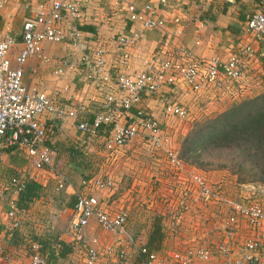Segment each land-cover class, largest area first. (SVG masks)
<instances>
[{
	"label": "crops",
	"instance_id": "crops-1",
	"mask_svg": "<svg viewBox=\"0 0 264 264\" xmlns=\"http://www.w3.org/2000/svg\"><path fill=\"white\" fill-rule=\"evenodd\" d=\"M125 1H134L138 5L151 3L157 7L158 17L162 18V24L143 30L131 40L127 47L128 62L124 69L128 73L142 70L147 64L160 59L176 57L182 52H188L205 64L211 57L221 60L227 58L243 44L251 43L255 49L256 58L249 65L247 81L241 85L224 83L219 88L191 90L180 83L172 90L164 88L142 96L138 105L159 121L169 147L174 148L165 132L178 130L168 125L166 118L169 116L161 115V106L165 102L173 100L184 105L188 115L183 119L193 120L204 114L220 112L225 105L240 97L264 90V34L259 42H255L245 32L243 25L244 12L264 10V0H164L162 4L158 0ZM117 5L118 0H89L79 8L78 18L66 16L63 22L65 36L61 42H44L40 55L29 57L22 66V84L25 90L45 94L50 100L65 105L66 110L61 118L51 114L44 116V143L53 152L52 163L40 169L34 168L32 164H18L17 177L23 183L30 180L37 182L39 189L37 196L26 208L19 209L21 225L11 236L4 230L7 222L5 209L8 199L15 202L17 193L9 189L0 195V260H8L10 264H23L29 255V243L38 241L46 264H84L87 247H94L102 252L95 264H110V261H115L112 255L116 252L118 264H143L142 256L133 248L126 244L116 246L111 233L108 234L112 239L104 240L101 235L104 231L98 232L96 228L99 226L94 220L88 222L78 238L69 239L62 235L75 199L72 193L81 188L82 178L91 175L110 178L112 183L108 188L93 189L90 193L97 195L102 207L110 213L125 210L126 228L129 232L134 230L141 219L134 208L136 199L146 194L149 196L153 177L163 186L158 208H155L158 214L149 216L142 229L147 238L142 243L134 239L136 244L150 249L162 248L165 245L163 233H167L165 229L172 225H180L178 237H174V241L170 240L177 249L186 247L188 243L211 246L210 242L218 237L223 219L218 221L215 213L218 212L220 216L225 214L223 210L230 205L232 191L225 186L221 187L220 193L223 194L219 196L225 207L215 213L210 207L222 206L216 198L205 204L194 202L186 211L181 212L177 208L180 196H176V189L179 188L181 193L182 180L187 175L186 170L192 168L191 165L184 164L183 169L177 171L173 178L176 171H172V167L163 162L164 150L151 148L154 153L150 160L151 166H144L149 155L143 137L124 145L116 152L114 160L109 162L104 158L99 137L77 128V122L84 119L86 114L98 111V105L107 91V88L98 86L86 77L88 69L79 61L80 55L88 53L93 47L101 46L105 49V60L110 66V72L115 73L119 69L114 67L117 62L114 37L124 35L132 38L136 33L135 26L124 19ZM24 15L21 0H7L0 6V41L6 34L13 38L11 54H15L21 47L20 26ZM73 28L80 32L79 46L76 48L71 46ZM127 114L129 113L118 119L119 124L124 123ZM59 178L63 179V184L56 191ZM124 182L126 188L123 186ZM3 184L6 182L1 180L0 175V187ZM157 195L152 191L150 197L154 199ZM167 211L172 214L167 215ZM188 213L192 217L184 222ZM170 218L174 224L167 223ZM203 219H206L205 223ZM171 229L174 231L173 227ZM153 230L159 233V239L152 243L150 237ZM186 232L190 235H186ZM108 246L111 249L106 251ZM190 264L227 263L223 258L215 256L208 261L194 260Z\"/></svg>",
	"mask_w": 264,
	"mask_h": 264
},
{
	"label": "built area",
	"instance_id": "built-area-1",
	"mask_svg": "<svg viewBox=\"0 0 264 264\" xmlns=\"http://www.w3.org/2000/svg\"><path fill=\"white\" fill-rule=\"evenodd\" d=\"M5 1L0 0V6ZM88 1L21 0L25 11L20 26L21 47L15 54H11L13 38L6 34L0 41V155L5 149L15 146L25 151L36 169L52 163L53 152L44 143V116L51 114L61 118L66 106L50 100L40 92L26 91L22 84V66L29 57L40 55L44 42H61L65 36L63 22L66 16L78 18L79 8ZM158 2L162 4L164 0ZM117 6L124 19L135 26L136 33L132 38L124 35L114 37L117 57L114 67L119 69L115 73L110 72V66L105 60V49L101 46L80 55L79 61L88 69L86 77L98 86L107 88V91L98 105V111L93 114L92 122L87 123L81 119L77 122V128L99 137L104 158L109 162L114 160L116 152L124 145L143 137L152 149L164 150L172 171H176L174 178L184 164L177 150L168 146L159 121L138 105L142 96L164 88L172 90L180 83L191 90L219 88L224 83L241 85L247 81L249 65L256 58L255 49L251 43L243 44L227 58L221 60L211 57L205 64L188 52H182L176 57L163 58L147 64L142 70L128 73L124 69L131 40L143 30L162 24V18L158 17L157 7L148 2L138 5L134 1L118 0ZM243 21L245 32L252 36L253 41L259 42L264 34V10L244 12ZM71 39V46L78 47L79 30L72 29ZM160 112L162 116L179 119L187 118L188 115L186 107L173 100L165 102ZM125 113L129 114L124 123L119 124L118 119ZM186 174L185 180H182L181 200L178 201L181 212L186 211L194 202H210L215 194L199 172L189 168ZM111 183L108 176L91 175L81 179V188L75 192L73 206L62 230L64 237L78 238L88 222L94 220L100 228L114 236L116 246L126 244L141 255L143 264H190L194 260L208 261L215 256L223 258L227 264H264V204L257 201L234 203L232 210L220 223V232L213 247L196 244L159 257L145 245L136 244L126 228L125 210L110 213L102 207L98 196L90 193L93 189L108 188ZM8 184L14 193L23 188V180L17 176H12ZM62 184L63 179L59 178L55 190L60 189ZM2 193L0 187V195ZM5 217L7 222L4 230L11 236L21 225L20 210L13 199L6 202ZM29 248L30 253L23 264H46L38 241L30 242ZM110 249L109 246L105 248L106 251ZM84 255V264H95L102 252L87 247ZM0 264L10 263L8 260H0Z\"/></svg>",
	"mask_w": 264,
	"mask_h": 264
},
{
	"label": "rangeland",
	"instance_id": "rangeland-1",
	"mask_svg": "<svg viewBox=\"0 0 264 264\" xmlns=\"http://www.w3.org/2000/svg\"><path fill=\"white\" fill-rule=\"evenodd\" d=\"M254 93L257 94L256 92H254ZM254 93H252L251 95H245L243 97H240L238 100H241L243 98L250 97V96L252 97V96H254L253 95ZM234 102H236V101H234ZM228 105H225L222 110H224ZM214 113L211 112L208 114H204L202 116L195 117L193 120L179 119V118H175L172 116H170L169 118H166L168 125H171V127L174 128V130H178V131H173V132L171 131V132H165V133L167 134V136L170 137L171 144L174 146V148L177 149L179 156H180L181 139L191 129L192 125L198 121L205 119V118L211 117L212 115H214ZM98 143H100V142H98ZM146 145H147V151H148L149 158L147 157V159H146L147 164H144V166H151L150 160L153 157L154 153H152L153 150H151V147L147 143H146ZM208 151L209 152H207V153L206 152L201 153L199 157H193V155H189L185 158V160L181 156L180 157L182 160V164L191 165L194 170H196L197 172H199L201 175L204 176L205 180H207V182L209 184V187L211 189H213V192L215 193L214 198H216V201L218 200L220 202V204H222V206L221 205H219V206L213 205L212 207H210V209L214 213H215V211H219L221 208L225 207L224 206L225 203H222V201H220L219 195L223 194V193H220V190L222 189L221 187L225 186V188H227L229 191L233 192L231 194L232 196L229 198L230 199V202H229L230 205H228L223 210V212L225 214H223V215L221 214L222 216H220L218 214V212L215 213V216H216V218H218V221H221V219H224V216L226 214H228L229 211L232 210L231 206L234 203L248 204L252 201H257L261 204H264V187H254L255 186L254 184H251L248 182L240 183V186H237V179H236V175L234 172V167L230 161V159L232 158V153H233L232 151L230 152L229 150H226V149H217V150H208ZM162 156H163V159H162L163 162H165L166 164H169L167 162L166 157H165V153H163ZM194 160H199L200 164L193 163V162H195ZM18 164H29V165L31 164L30 158H28L26 156V153L23 151V149L15 147V148H9L8 150L5 149L2 152V157L0 158V168H1L0 169V175H1V180H4V182H6V184H3L1 187L3 189V192L9 191V184H8L9 181L8 180L12 176H17V174H18L17 168L19 166ZM158 174L160 175V173H158ZM182 176H183V174H182ZM234 182H236V184ZM125 183L126 182H124L123 186H125V188H126ZM150 188L151 189L149 190V196H147V194L144 197L139 196V198L136 199L137 203L134 206V208L137 209L136 212H138L139 217H141V219H139L137 226L134 227V230L132 229V231H131L132 233L130 232V234H132L133 238L136 239L139 243H142V241L145 242V240L147 238L146 232L142 229H144V226L147 224V222H148L147 218L149 216L151 217V216H153L152 214H156V213L158 214V212L156 211L157 209H155V208H158L159 199L161 197L160 194L163 191V186H160L159 181L155 177H153V179L151 181ZM152 191H155V193L158 194L157 197H155L154 199H152L150 197L152 194ZM179 191H180L179 188L176 189V196H178V194L180 196ZM233 194H235V195H233ZM72 196H75V192L72 193ZM148 198H149V200H148ZM179 200H181V197H179V199L177 201H179ZM162 203H164V202H162ZM190 205H192V204H190ZM167 207L168 206H166V208ZM177 208L179 209V207H177ZM171 214H172V212L169 213L167 211V215H171ZM191 217H192V215H190L188 213V216L184 220V222L188 219L190 220ZM203 220L205 223L206 219H203ZM167 223L168 224L173 223V219L170 218ZM179 226L180 225H172V226H169L167 229H165V231H168L169 234H168V232L163 233L162 237L163 238L165 237L164 238L165 239V245L162 248H160V249L159 248H155V249L151 248L158 256H163V255L167 254L168 252L170 253L173 250L177 249L173 245V243L170 242V240L174 241L175 240L174 237H178ZM211 226H212V224H211ZM172 227L174 228L175 232L171 229ZM136 228H138V229H136ZM96 229L98 230L99 233L102 230L105 232V230L100 228V227H97ZM104 232H102V234H101L103 236L104 240H106V241L111 240L112 238L108 234L110 232H107V233H104ZM187 232H186V235L189 236L190 233L187 234ZM216 240H217V238L214 239L212 242H210L212 247L214 246V243L216 242ZM102 242H104V241H102ZM200 244H203V243H200ZM190 246H196V244L188 243L186 245V247H190ZM116 253H113V255H112V258H114L115 261H110V264H116V262L118 264V261L116 259H119V257H117Z\"/></svg>",
	"mask_w": 264,
	"mask_h": 264
},
{
	"label": "trees",
	"instance_id": "trees-1",
	"mask_svg": "<svg viewBox=\"0 0 264 264\" xmlns=\"http://www.w3.org/2000/svg\"><path fill=\"white\" fill-rule=\"evenodd\" d=\"M93 114H86L84 120L91 123ZM217 149L233 152L230 161L237 183L248 182L254 187H264V90L232 102L224 110L194 123L181 139L180 156L185 160L189 155L199 157L201 153ZM194 161L200 164L199 160ZM38 189L39 184L35 181L23 183L15 206L26 208L37 196ZM158 239L159 233L153 230L150 241L153 243Z\"/></svg>",
	"mask_w": 264,
	"mask_h": 264
}]
</instances>
